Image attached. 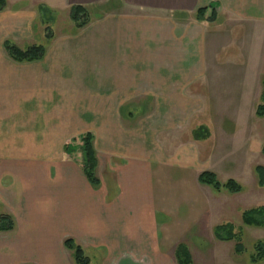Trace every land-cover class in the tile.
Segmentation results:
<instances>
[{
    "label": "crops",
    "instance_id": "1",
    "mask_svg": "<svg viewBox=\"0 0 264 264\" xmlns=\"http://www.w3.org/2000/svg\"><path fill=\"white\" fill-rule=\"evenodd\" d=\"M5 1L0 217L15 227L0 232V264H75L67 239L105 264H178L206 214L186 197L206 188L199 175L263 153L264 0ZM211 5L215 21L198 22ZM73 6L88 10L86 27L51 34L41 61L9 57L5 42L39 45L41 7ZM200 129L207 139H194ZM88 133L98 188L64 152Z\"/></svg>",
    "mask_w": 264,
    "mask_h": 264
},
{
    "label": "trees",
    "instance_id": "2",
    "mask_svg": "<svg viewBox=\"0 0 264 264\" xmlns=\"http://www.w3.org/2000/svg\"><path fill=\"white\" fill-rule=\"evenodd\" d=\"M6 1L0 0V12L5 10ZM41 23L48 24L54 20V14L49 9L40 8ZM217 15V8L214 6L199 9L195 14V19L198 22H214ZM69 20L74 24L77 30H81L90 23L88 10L83 6H73L70 9ZM46 37H51L50 27H46ZM4 48L9 57L18 63H33L43 60L46 54L45 46L34 45L25 50H22L10 42H5ZM256 115L258 118H264V80L263 90L260 96ZM195 140H205L209 137L206 129H200L193 133ZM74 145H77L76 148ZM64 152L69 155L78 153L80 167L82 168L89 183L98 188L100 180L96 175L98 159L93 146V135L91 133L82 135L73 139L70 144L64 146ZM264 154V148H263ZM255 173L258 177V184L264 188V166H257ZM198 183L202 186L210 187L215 193L228 192L229 194H240L243 187L235 180L230 179L225 183H221L217 175L213 172H202L198 177ZM242 225L245 227H254L264 229V206H259L246 210L242 213ZM14 222L8 216L0 217V232L6 233L14 230ZM214 237L222 243H234V253L236 256H241L246 252V246L243 241V232L232 223H223L217 225L214 230ZM67 250L72 252L75 264H91L89 258L85 255L83 249L73 240L67 239L64 242ZM251 264L264 263V240L257 241L253 246V253L250 255ZM176 259L178 264H192V255L185 244H179L176 250Z\"/></svg>",
    "mask_w": 264,
    "mask_h": 264
},
{
    "label": "rangeland",
    "instance_id": "3",
    "mask_svg": "<svg viewBox=\"0 0 264 264\" xmlns=\"http://www.w3.org/2000/svg\"><path fill=\"white\" fill-rule=\"evenodd\" d=\"M67 13L68 11L57 10L53 12L54 20L48 24L40 25V30L44 31L45 35L37 34V44L47 46L46 27H50L51 34H57L58 30L72 25L71 23L69 25L70 20ZM74 146L78 147L77 145ZM260 146V148H263L264 144ZM71 159L77 164L80 163L77 152L71 156ZM251 164H253L252 171H250ZM258 165L264 166V154L262 152L258 153V158L252 157L245 160L243 167L240 165L241 169L239 166L221 162L218 164V169L213 171L221 183H225L230 179L237 181L243 187L240 194L232 195L228 192L218 194L214 193V190L210 187L203 188L194 184V194L186 195L187 200L200 201L206 204V214L198 225L194 226L196 228L195 232L188 233L184 238L185 242L190 244H187L189 249L192 247L191 250L195 256L196 264H251L249 257L253 253V246L257 241L264 240V229L244 227L242 225V213L252 208L264 206V188L259 186L258 177L255 173V168ZM163 219L164 217L158 218L159 221H163ZM221 222L232 223L242 230L243 241L247 250L240 257L234 253V243L222 244L215 240L213 229L215 225ZM85 251L92 264H105L98 252L87 248ZM122 264L124 263L122 262Z\"/></svg>",
    "mask_w": 264,
    "mask_h": 264
}]
</instances>
